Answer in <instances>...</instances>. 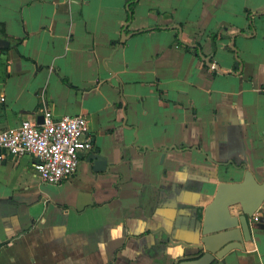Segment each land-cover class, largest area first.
Masks as SVG:
<instances>
[{"label": "crops", "instance_id": "obj_1", "mask_svg": "<svg viewBox=\"0 0 264 264\" xmlns=\"http://www.w3.org/2000/svg\"><path fill=\"white\" fill-rule=\"evenodd\" d=\"M0 24V132L49 109L94 137L58 185L0 152V264H178L220 183L264 182V0H0ZM255 215L219 264H264Z\"/></svg>", "mask_w": 264, "mask_h": 264}, {"label": "water", "instance_id": "obj_2", "mask_svg": "<svg viewBox=\"0 0 264 264\" xmlns=\"http://www.w3.org/2000/svg\"><path fill=\"white\" fill-rule=\"evenodd\" d=\"M182 44L198 48L183 40V29L176 25ZM123 38L127 35L123 33ZM10 43L0 39V50L9 49ZM206 65L215 70L210 57L200 54ZM95 162L97 170H104L107 165L105 158L91 155L89 158ZM264 205V182L260 183L251 171L245 173L240 183H220L212 203L204 210V219L200 231V238L195 242L194 259H181L178 264H219L236 251H244L246 243L253 241L252 219L262 210ZM239 207L241 213L232 215V209Z\"/></svg>", "mask_w": 264, "mask_h": 264}, {"label": "built area", "instance_id": "obj_3", "mask_svg": "<svg viewBox=\"0 0 264 264\" xmlns=\"http://www.w3.org/2000/svg\"><path fill=\"white\" fill-rule=\"evenodd\" d=\"M94 148V137L87 118H56L51 110L43 112V122L24 120L17 128L0 132V152L14 157L32 155L35 171L46 184L58 185L75 176L81 154ZM254 222L259 221L257 215Z\"/></svg>", "mask_w": 264, "mask_h": 264}, {"label": "trees", "instance_id": "obj_4", "mask_svg": "<svg viewBox=\"0 0 264 264\" xmlns=\"http://www.w3.org/2000/svg\"><path fill=\"white\" fill-rule=\"evenodd\" d=\"M7 36L5 34V28L2 24H0V39H6ZM195 52L197 53V51L195 50Z\"/></svg>", "mask_w": 264, "mask_h": 264}]
</instances>
